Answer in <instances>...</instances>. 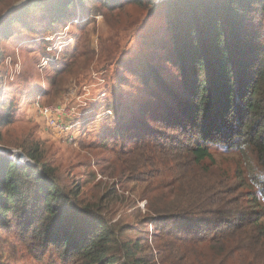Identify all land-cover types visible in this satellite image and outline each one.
Segmentation results:
<instances>
[{"label": "trees", "instance_id": "1", "mask_svg": "<svg viewBox=\"0 0 264 264\" xmlns=\"http://www.w3.org/2000/svg\"><path fill=\"white\" fill-rule=\"evenodd\" d=\"M129 8L144 11L146 31L134 56L118 63V81L137 86L140 99L122 117L115 105L119 121L102 142L132 196L147 202L142 221L156 228L158 259L184 264L207 243L226 258L232 242L251 234L264 247V0H30L0 23V46L20 30L41 40L76 20L83 32ZM84 52L69 47L56 79ZM3 58L0 50V66ZM3 105L0 149L16 109L2 113ZM22 137L33 165L0 156V231L37 262L158 264L148 240L128 237L134 227L111 216L106 194L92 201L46 143Z\"/></svg>", "mask_w": 264, "mask_h": 264}, {"label": "rangeland", "instance_id": "2", "mask_svg": "<svg viewBox=\"0 0 264 264\" xmlns=\"http://www.w3.org/2000/svg\"><path fill=\"white\" fill-rule=\"evenodd\" d=\"M11 1V6L5 9V4ZM20 1L0 0V17ZM144 17L143 10L129 8L96 17L95 23L83 32L76 20L61 33L46 35L41 40H27L31 38L19 29L21 37L1 44L4 57L0 66L2 113L16 108L11 134L6 135L1 148L26 154L24 146H19L22 136L46 143L61 172L85 186L92 201L106 194V207L111 216L123 217L134 227L128 228V237L148 240V244L145 243L147 254L154 255L157 263L162 264L153 235L156 228L153 222L142 221L147 202L132 196L123 183L124 167L115 158L112 147L102 142L119 121L113 109L115 105H121L119 116L122 117L130 115L140 99L137 86L119 83L118 63L132 58L138 51V37L146 31ZM77 46L85 51L83 58L73 70L56 79L59 67L63 66V53ZM128 79L134 83L130 76ZM114 88L124 97L116 99ZM42 108H59L63 114L69 111L71 116L59 115V118L72 125L73 130L65 136L54 132L40 115ZM239 238L232 242L231 255L226 258L215 255L212 245L207 243L197 246L200 252H191L193 256L184 264H247L248 261L241 262L237 258L244 252L239 247L247 251L249 264H264L263 244L257 247L252 234ZM0 261L4 264H47L27 256L14 235L3 231H0Z\"/></svg>", "mask_w": 264, "mask_h": 264}, {"label": "built area", "instance_id": "3", "mask_svg": "<svg viewBox=\"0 0 264 264\" xmlns=\"http://www.w3.org/2000/svg\"><path fill=\"white\" fill-rule=\"evenodd\" d=\"M40 115L44 118L49 127L53 129L54 132L60 133V135H67L70 131L73 130V126L64 122L59 118L61 116H71V113L68 111L63 114L59 108H42L39 109ZM6 155L10 162L15 163L18 167L32 166L33 162L21 151H9L0 149V156Z\"/></svg>", "mask_w": 264, "mask_h": 264}, {"label": "water", "instance_id": "4", "mask_svg": "<svg viewBox=\"0 0 264 264\" xmlns=\"http://www.w3.org/2000/svg\"><path fill=\"white\" fill-rule=\"evenodd\" d=\"M30 0H22L19 3L15 4L12 6L7 12H5L1 17H0V23L3 22L11 13L19 9L20 7L24 6L27 2Z\"/></svg>", "mask_w": 264, "mask_h": 264}]
</instances>
